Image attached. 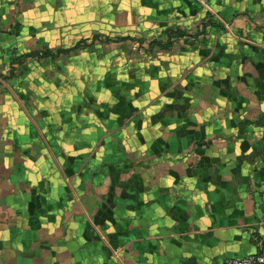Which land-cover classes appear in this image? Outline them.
I'll list each match as a JSON object with an SVG mask.
<instances>
[{"label":"crops","instance_id":"1","mask_svg":"<svg viewBox=\"0 0 264 264\" xmlns=\"http://www.w3.org/2000/svg\"><path fill=\"white\" fill-rule=\"evenodd\" d=\"M262 246L264 0H0V264Z\"/></svg>","mask_w":264,"mask_h":264},{"label":"built area","instance_id":"2","mask_svg":"<svg viewBox=\"0 0 264 264\" xmlns=\"http://www.w3.org/2000/svg\"><path fill=\"white\" fill-rule=\"evenodd\" d=\"M220 264H264V246L259 252L245 257L225 258Z\"/></svg>","mask_w":264,"mask_h":264},{"label":"trees","instance_id":"3","mask_svg":"<svg viewBox=\"0 0 264 264\" xmlns=\"http://www.w3.org/2000/svg\"><path fill=\"white\" fill-rule=\"evenodd\" d=\"M185 33L181 30H169L168 31V41L165 43V44H162L163 47H168L170 46V44L172 43V39L174 37H181V36H184ZM96 38V36L93 37V40ZM86 44L87 43V40H82L80 42H78L75 46H73L72 48H68V49H59L56 53H52L51 51H46L44 52V55H57V54H60V53H67L69 52L71 49H75L77 47H79V45L81 44ZM29 55H38L36 53H31Z\"/></svg>","mask_w":264,"mask_h":264}]
</instances>
